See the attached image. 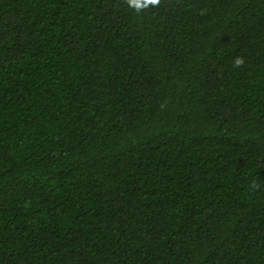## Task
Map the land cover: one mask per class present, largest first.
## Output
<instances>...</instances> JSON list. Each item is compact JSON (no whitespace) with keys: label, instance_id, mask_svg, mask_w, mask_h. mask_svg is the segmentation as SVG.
Returning a JSON list of instances; mask_svg holds the SVG:
<instances>
[{"label":"trees","instance_id":"obj_1","mask_svg":"<svg viewBox=\"0 0 264 264\" xmlns=\"http://www.w3.org/2000/svg\"><path fill=\"white\" fill-rule=\"evenodd\" d=\"M0 264H264V0H0Z\"/></svg>","mask_w":264,"mask_h":264},{"label":"clouds","instance_id":"obj_2","mask_svg":"<svg viewBox=\"0 0 264 264\" xmlns=\"http://www.w3.org/2000/svg\"><path fill=\"white\" fill-rule=\"evenodd\" d=\"M148 2H150L153 5H155V4L159 3V0H148ZM129 3L131 5L136 6V7H140L141 6V0H129ZM236 63L240 64V63H242V61L240 59H237Z\"/></svg>","mask_w":264,"mask_h":264}]
</instances>
